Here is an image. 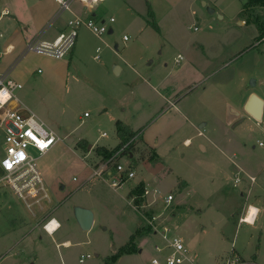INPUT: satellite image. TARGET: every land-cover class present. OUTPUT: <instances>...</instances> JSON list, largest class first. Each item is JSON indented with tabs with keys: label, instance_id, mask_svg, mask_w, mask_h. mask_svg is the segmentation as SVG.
Here are the masks:
<instances>
[{
	"label": "rangeland",
	"instance_id": "374dc122",
	"mask_svg": "<svg viewBox=\"0 0 264 264\" xmlns=\"http://www.w3.org/2000/svg\"><path fill=\"white\" fill-rule=\"evenodd\" d=\"M200 4L201 10H209L203 2ZM1 5L2 1L0 7ZM206 15L217 16L215 13ZM204 23L198 18L189 19L181 29H169L168 32L171 36L187 32L186 36L192 38L209 32L228 36L225 34L224 20L213 21L212 28ZM196 26L198 30H195ZM254 28V25L245 28L235 26L229 31V38L237 41L224 56L228 63L224 65V59L220 58L214 60L211 67L213 81L220 80L225 84L222 93L229 95L231 103L237 106H241L248 88L253 87L264 99V43L260 44L264 39L255 38ZM125 34L128 36L127 40L124 39ZM83 38L85 52L79 59L74 58L70 64L67 83L62 81L60 84L63 85L57 87L54 82L46 84L40 80L29 79L24 82V88L17 91V95H24L29 99L30 102L25 103L31 113L36 114L46 126L64 137L63 147L54 155L60 163L57 173L61 182L55 183V186H47L48 198L39 202L31 200L28 201L29 204L18 200L7 186H0V264H63V256L56 247V241L61 236H68L74 242L72 247L61 248L68 264H109L111 257L123 250L131 235L138 229L142 227L143 232L149 231V228L144 230L145 223L140 224L141 221H146V217L129 196V190L138 177L116 188L112 185L113 178L107 173L111 171L112 175H116L115 165L112 162L105 164L106 160H102L98 165L94 158L87 156L84 149L76 145V142L81 138H89L95 145L116 146L119 137L115 121L118 119L130 121L138 130L144 129L148 122L164 108H168L171 100L176 98L174 96L168 100L159 96L160 93H165L168 87L167 84L158 85L153 81L150 83L148 79L152 71L160 67L161 76L171 72L167 77L168 79L171 76L168 80L170 81L182 64L177 63L180 59L175 56V48L153 27L145 28L139 36L132 29L117 28L113 34L106 32L97 35L89 28L82 27L80 40ZM69 54L63 59L70 60ZM233 54V58L229 60ZM52 63L54 61H51ZM166 63L168 66L165 68ZM115 66H122L123 72L116 73ZM41 72L42 70L34 76H41ZM180 72L183 71H179V74ZM10 76L18 80L14 74L11 73ZM252 79L256 81L255 86L251 85ZM168 91L167 94L173 93L172 89ZM207 97L205 104L195 108H192V105L196 102L190 100V107L199 117L203 115L205 118L196 120L194 125L181 128L174 134L171 142H166L161 147L160 152L165 153L169 146L174 144L167 161L174 170L168 173L158 169L156 180L152 177L155 184L151 185L150 190H153L156 199L149 202L153 208L157 205L155 210L152 208V213L157 216L163 214L172 225L190 215L189 232L198 233L200 236V245L191 252L207 258L209 264H215V257L225 249L219 242L214 243L210 239L216 236L217 232L219 234L218 229L228 222L226 229L232 230V240H228L226 248L231 249V243L235 240L237 249L244 257L251 260L257 258V264H264V118L258 122L246 117L242 124L235 127L225 121L221 123L216 118L215 110L219 99L216 92L211 91ZM85 112L90 116H85ZM170 114H173V111ZM205 122H208L207 125L200 127ZM199 130L205 135L197 136ZM102 132L108 135L102 136ZM186 136L192 137L190 146L184 143ZM208 137L215 139L218 143L217 149L224 148L229 157L232 158L235 153L237 156L234 160L241 167H245L247 173L257 177L249 199L246 192L241 195V189L246 190L245 187L251 185L249 178L243 174L245 180L239 185L234 183L238 168L230 162L231 158L224 164L225 168L228 166L227 172L220 174L223 168L218 169V164L216 167L213 165L211 155L214 153L211 151L214 146ZM200 142L207 143L211 151H202ZM134 149L140 152L139 158L145 154L151 156V152L145 147ZM2 151L0 147V155ZM33 153L38 154L35 150ZM70 158L76 160L75 163L71 164ZM120 161L134 164L130 152L123 154ZM136 162L135 160L133 166L138 169ZM103 164V175L91 176L94 169ZM204 167L208 169L204 170ZM145 169L147 170V167L143 165L139 168V173L146 171ZM180 175L189 177L191 190L180 192ZM179 185L184 186V182L180 181ZM222 185V189H219ZM155 190L159 191L160 196ZM169 193L177 197L176 200L174 197L170 205H166L163 198ZM50 194L53 199L70 196L68 202L57 212L63 216L64 221L62 228L55 235H49L42 226L36 228L32 221L22 227L15 226L25 222L23 216L38 212V209L45 206L44 202L49 201ZM135 195L132 197L136 198ZM146 198L147 195L139 196L138 199L141 200L137 204H142ZM78 203H86L87 208L93 211L95 223L90 230H84L73 215V210L75 212L76 209L74 207ZM248 203L257 205L262 211L255 225L240 223L239 226L241 208L246 207ZM212 222L217 223L215 227ZM203 227L206 229L203 230ZM159 238L158 234H145L136 240L137 244L144 248L142 253L134 257L138 264L150 263V255L155 252L154 240ZM81 253H90L92 256L84 263H79L78 257ZM127 256L119 264H129Z\"/></svg>",
	"mask_w": 264,
	"mask_h": 264
},
{
	"label": "crops",
	"instance_id": "0c3cea01",
	"mask_svg": "<svg viewBox=\"0 0 264 264\" xmlns=\"http://www.w3.org/2000/svg\"><path fill=\"white\" fill-rule=\"evenodd\" d=\"M2 1V5L0 7V71H4L8 69L10 66H12L11 73L14 74V76L23 83L24 88V82L31 79V81L40 80L41 82H44L46 84H52L53 82L56 83L57 87L61 86L63 84H60L62 81L67 83V79L69 77L70 73V64L75 59H79L82 57V55L85 52V43L84 38L80 40V31L79 36L77 38L76 45L71 50L69 56L70 60L66 61L63 58L57 59L51 56L39 54L36 52L29 51L27 52L26 44L34 40L36 38H41L45 40H53L61 31L66 30L67 28V22L70 18L73 16H81L83 18H95L97 20L105 21L106 24L109 26V34H113L117 28L121 29H132V31L135 34L141 35L142 31L147 27H152L148 20L150 19L148 11L149 6L147 0H100L98 2H94L91 4H86L82 2L81 0H72L70 8L66 10H61L60 4L57 0H0ZM151 8L155 15V20L158 23L160 27V32H158L164 39L167 40L169 45L171 47L175 48V56H178L177 63L182 64L181 68L178 69V72L174 75V77L171 78L170 81L169 77H167L171 74V72L166 73L164 76H161V69L158 67L157 69L153 70L151 73V70L149 71V81L150 83L156 82L158 85L167 84L168 89L165 91V93H160L161 98H166L168 100H171L170 98L176 97L174 100H171L169 103L168 108H164L152 121L148 122L145 125V128L140 131L139 136L137 139H134V144L131 146L130 149V155L134 158V164L135 160L137 161L136 164L139 165L138 169H135L137 172V182L134 185H137L139 183L144 184V189H149V194H147L146 200L142 203L145 204V208H139L137 202H139L141 199H134L132 197L133 195H130L131 190L133 189V186L129 190V196L131 200L134 202V204L137 206V208L143 213V215L146 217V221H141L140 224L143 225L145 223L146 227L145 229L149 228V231L143 232L142 227L141 229H138L133 235H135L133 240V245L131 249H129L127 246H129V241L123 248V250H120L118 253L114 254L113 256H117V259L113 262H110L109 264H119L121 261L124 260V257H128L129 264H138L137 261H135V255L138 253H142L144 251V248L137 244V239L142 235H151V234H158L160 236L159 239L154 240V246L155 252L151 253L150 255V263H152V259L154 257H159L161 260L164 259V253L157 250L156 246H164L166 245L167 241L163 236V230L164 227L169 228L168 236L172 235H178L180 236L185 243V246L187 248V256L188 259L185 261L186 264H192L191 261L195 264H209V261L205 257L197 256L196 252L194 251L198 248L200 245L199 239L200 236L198 233L193 234L189 232L188 229V223L190 221V215L186 219L182 220L181 222L178 221L175 223V225H172L169 220L164 217L163 214L155 215L157 216L156 221L154 222L155 226L150 225L147 217H151L152 208L153 205L150 200L156 199L154 196V193L150 190L151 185L155 184L152 180V177H154V180H156V172L159 169L167 171L168 173L172 172L174 170L173 167H171L167 161H169V157L171 154V151L173 149V145H170L169 148L166 150L165 153L160 152L161 147L166 142H171L173 136L175 133H177L181 128H186L188 125H194V122L196 120H202L205 117L202 115L199 117V114L196 113L192 108L200 107V104H205L207 96L210 94L211 91H215L218 96V103L216 106V118L217 121L227 122L226 119V113H227V106L228 104L233 105L231 103V97L227 94L222 93V88L225 85L224 83H221L220 80L213 81V75L211 72L212 63L214 60L218 59H224L223 64H227L228 60L224 57L227 50L231 48L234 44H236L237 39L229 38L230 34L229 31L233 30L235 26L245 28L249 25H254V29H256V35L255 38H259V28L257 24L252 22L250 20L249 14L251 12L249 11L250 8L246 10V13L244 16H239V13L241 10H243V7L245 3L248 0H149ZM200 2H203V5L207 6L209 8H214V12H211L210 10H206V12L209 14H217V16H207L206 12L201 10L199 7ZM201 5V4H200ZM259 14L264 16V7H258L257 8ZM114 18V21H111V18ZM201 19L207 24L210 28H212L213 21L220 19L224 20V30L225 34H227V37L220 36L218 33L209 32L207 34L199 35L196 38H192L189 36H186L187 32L184 33H178L177 36H171V34L168 32L169 29H181L185 22L189 19ZM195 30H198V27H195ZM228 32V33H227ZM126 35V34H125ZM124 35V36H125ZM127 36V35H126ZM125 39V38H124ZM264 39V38H263ZM127 40V39H125ZM264 43V40L260 42V44ZM118 46V45H117ZM232 52L233 49H232ZM234 54L230 56L231 60L233 58ZM31 61V62H30ZM51 61H54V63L51 64ZM184 64V65H183ZM43 66V67H42ZM167 63L165 64V68L167 67ZM116 67V66H115ZM39 68V69H38ZM186 68V69H184ZM118 69V72H123V67L118 66L116 67ZM37 70L41 72V76L36 75ZM179 71H183L180 72ZM187 74L188 76H186ZM185 79H189L186 81ZM52 82V83H51ZM36 83V82H35ZM169 89H172L173 93L167 94V91ZM254 91L253 87L248 88V93L243 97L241 106L233 105L237 109L241 111V117H243L242 122L237 124L236 126H239L243 123V121L246 119V117L249 116L245 110L244 105L248 99V96L250 93ZM170 92V91H168ZM174 94V95H173ZM23 95V94H22ZM20 101L24 105V107L27 108L26 103L30 102L29 99L23 95V97L19 94L18 95ZM193 99L196 104L192 105L193 107H190V100ZM241 100V99H240ZM26 102V103H25ZM34 103V102H33ZM192 104V102H191ZM28 109V108H27ZM173 114H170L172 111ZM30 111V110H29ZM264 114V113H263ZM246 115V116H245ZM90 116V115H88ZM252 118V117H251ZM264 118V115H263ZM254 119V118H253ZM121 120V119H120ZM117 121V120H116ZM115 121V122H116ZM124 121V120H122ZM126 124H128L133 130L136 129L130 121H124ZM208 122H205L204 124L200 125V127H204L207 125ZM175 125L176 128H175ZM232 125V124H231ZM232 127H235L232 125ZM104 132H102V136ZM202 130H199L197 133V136H204ZM62 141L57 143L55 146H53L47 153L44 155L39 156L38 162L39 166L42 170V173L44 175L45 181L47 186H50L54 184H59L61 182L60 177L58 176V168H59V160L54 157V155L57 154L59 149L63 147V140L64 137H62ZM86 139L89 142V145L91 144L92 147L90 148L88 146V150L84 153L87 154V156H91L94 158V161L96 160V163L99 165L104 160L101 155H99L95 148L97 146H105L108 149H113L115 146H107V145H95V143H91L89 138H81ZM79 139V140H81ZM209 141L213 144L214 149L212 147V151L207 143H201L200 147L202 148V151L208 152L211 151L212 154V160L214 167L218 166V169H222L219 173L225 174L227 172L228 166L225 168L224 164L227 162V159L230 160L231 157L227 154L224 148L217 149L218 143L215 141V139L208 137ZM120 138L119 142L120 143ZM77 143V142H76ZM185 145L190 146L192 144V137L186 136L184 139ZM116 144V146L118 145ZM77 145V144H76ZM211 145V144H210ZM139 147H145L149 152H151V156L149 157L147 154L144 155V157L139 158V151L134 148ZM171 147V148H170ZM95 152V153H94ZM52 156L49 158V156ZM185 155V154H184ZM237 155L235 153L232 156V160L230 162L234 163L236 167L238 168L237 174H239L240 178H242L241 181L237 182L234 180V183L236 185H239L245 180L243 178V174L249 178L250 186L245 187L246 190L241 189V195L243 196L246 192L247 198H250V195L252 194V187L253 184L256 182L257 177L254 175H251L247 173L246 168L241 167L237 161L234 160ZM70 163H75L76 160H72L70 158ZM102 161V162H101ZM95 163V164H96ZM132 166L134 164L130 163ZM222 164V165H221ZM146 166V171H141L139 173V168H142V166ZM101 166V165H100ZM222 166V167H221ZM224 166V167H223ZM91 167V166H90ZM134 167V166H133ZM167 169V170H166ZM208 167H204V170H207ZM199 172V169H198ZM247 174H245V173ZM197 174V172H196ZM195 174V175H196ZM211 179L212 174L209 172ZM236 174V175H237ZM90 175V174H89ZM75 178V177H74ZM90 179V176H88ZM178 186L181 189L180 192H182L185 189H192L191 181L189 177L184 176H178ZM236 178V177H235ZM180 181L184 182V186H180ZM223 185L219 188L222 189ZM63 189V187H62ZM159 194V191L155 190V193ZM156 193V194H157ZM225 195V193L223 194ZM69 195L55 198L53 199L52 194H50L49 201H45L41 209H38V212H34L33 214L30 213L27 216H23L25 219V222H20V226L22 227L25 224H28L29 221H32L36 228L41 227L44 229L43 223H45L47 220L51 218H55L57 222L60 223V227L51 233H48L45 229V231L49 235H55L57 231H59L63 226V216L60 215L58 210L61 208V206L65 205L68 202ZM177 197V195H176ZM175 197V200H176ZM210 198L213 196H209ZM158 198V196H157ZM17 200V199H16ZM48 203V204H46ZM249 205H254L252 203H248L247 206H242L238 224L240 223H247L249 225H255L256 221L258 219L259 214L261 213L262 209L258 207L257 205H254L258 209V214L255 217V220L252 223L244 222L241 220L244 213L247 211V207ZM78 206H83L87 208L86 203H78L75 205L74 208ZM157 206V205H156ZM154 206V210L155 207ZM209 206L212 207V204L209 203ZM89 208V207H88ZM213 208V207H212ZM214 209V208H213ZM192 211V210H191ZM198 211H202V209H198ZM234 214V213H233ZM73 215L75 216V212L73 210ZM232 215V214H231ZM43 222V223H42ZM16 223V222H15ZM95 223V217L93 219V224L91 228L93 227ZM17 224V223H16ZM213 227L216 226V222L211 223ZM228 227V222L224 223L220 229V232L216 234V236L212 237L210 240L214 243H218L223 246L225 249L223 253L217 255L215 257L214 263L215 264H223L227 258L229 257H237L239 259L236 264H257V258L256 259H247L243 256V254L237 249V246L235 245V240L232 241L231 245L233 246L231 249L226 248L227 244H229V241H231L230 234L232 230L226 229ZM90 228V229H91ZM88 229V230H90ZM206 228L203 227V230ZM132 236V235H131ZM131 240V237H130ZM229 240V241H228ZM19 241L16 242L18 244ZM81 242H79L80 244ZM74 245V242L71 240L68 236H61L58 241H56V247L60 249V253L63 256L62 263L68 264L67 258H64V255L61 252L62 247H72ZM135 245V246H134ZM117 248V247H116ZM215 248V246H214ZM191 252V253H190ZM84 253H81L78 257L79 263L80 257ZM90 254V253H87ZM212 255L213 252H211ZM99 256V254H97ZM92 256V255H91ZM112 256V257H113ZM111 257V258H112ZM90 258V257H89ZM184 263V264H185Z\"/></svg>",
	"mask_w": 264,
	"mask_h": 264
},
{
	"label": "built area",
	"instance_id": "2783aa9c",
	"mask_svg": "<svg viewBox=\"0 0 264 264\" xmlns=\"http://www.w3.org/2000/svg\"><path fill=\"white\" fill-rule=\"evenodd\" d=\"M61 10L70 8L72 0H57ZM86 4L98 2L100 0H81ZM114 21L112 17L110 19ZM82 27H87L97 35H103L109 31V26L105 21L95 18H83L73 16L67 22V28L61 31L53 40L36 38L26 44V51L51 56L57 59L64 58L76 45L79 31ZM128 39V36H124ZM12 66L4 71H0V147L3 150L0 157V186H7L18 200L25 203L33 200L39 202L48 198L47 185L39 166L38 158L47 153L53 146L62 141V136L55 130L49 128L41 121L36 114L31 113L20 101L17 91L23 88V83L11 77ZM89 113L85 112V116ZM106 135V132L103 133ZM2 143V144H1ZM260 144H263L260 142ZM35 150L38 154L33 153ZM128 145H124L105 164L112 162L116 168V175L111 171L107 173L112 180V185L116 188L122 187L128 181L137 176L135 168L131 164L120 161L123 154H129ZM105 164L94 169L91 176L103 175ZM235 180L241 181L239 174ZM149 189H144V194H149ZM174 194L169 193L164 196L163 201L170 205L174 200ZM29 204V203H28ZM139 208H145V204H139ZM251 205L248 206L246 214L241 218L244 222H250L247 215ZM257 213L255 214L256 217ZM157 216L154 214L147 217L150 225L155 226ZM56 222V223H55ZM60 227V223L51 218L44 223V229L48 233L55 232ZM169 228L164 227L163 236L167 243L164 246L157 245V250L164 253V259L159 257L152 259L153 264H184L188 259L187 248L184 240L178 235L168 236ZM91 254H82L80 262H84ZM237 257H229L223 264H236ZM192 264L193 261H191Z\"/></svg>",
	"mask_w": 264,
	"mask_h": 264
},
{
	"label": "trees",
	"instance_id": "16d2710c",
	"mask_svg": "<svg viewBox=\"0 0 264 264\" xmlns=\"http://www.w3.org/2000/svg\"><path fill=\"white\" fill-rule=\"evenodd\" d=\"M148 6H149V17L150 19L148 20L149 24L155 28L158 32H160V27L158 23L155 20V15L154 12L151 8L150 1L147 0ZM258 7H264V0H248L244 7L243 10L239 13V16H244L246 13V10L250 8L251 14H249L250 20L257 24L259 28V39L264 38V16L259 14L257 8ZM141 130H133L128 124H126L124 121L118 119L116 121V132L118 137L120 138V143L115 146L113 149H108L105 146H97L95 148V151L102 156L104 160H108L112 158L124 145H128V149L131 148V146L134 144V139H136ZM1 142V139H0ZM77 145L84 150H88L89 142L86 139H81L77 142ZM144 192V184L139 183L135 188H133L130 192V195L133 194H138L141 195ZM135 235L131 236V242L129 243V246H127L129 249H131L133 245V240H134ZM117 259V256H113L111 258V262L115 261Z\"/></svg>",
	"mask_w": 264,
	"mask_h": 264
},
{
	"label": "water",
	"instance_id": "95a60500",
	"mask_svg": "<svg viewBox=\"0 0 264 264\" xmlns=\"http://www.w3.org/2000/svg\"><path fill=\"white\" fill-rule=\"evenodd\" d=\"M211 12H214V8H209ZM116 73H118V69H116ZM256 81L252 79L251 85L255 86ZM245 112L257 120L261 122L263 120V113H264V99L255 91H252L244 105ZM226 119L229 124L236 126L240 122H242L243 117H241V111L234 107L231 104L227 106V113ZM89 147L91 148L92 145L90 144ZM76 218L80 224V226L84 230H88L91 228L93 224L94 214L90 208L78 206L75 209Z\"/></svg>",
	"mask_w": 264,
	"mask_h": 264
},
{
	"label": "bare ground",
	"instance_id": "6f19581e",
	"mask_svg": "<svg viewBox=\"0 0 264 264\" xmlns=\"http://www.w3.org/2000/svg\"><path fill=\"white\" fill-rule=\"evenodd\" d=\"M253 210H255L253 212ZM258 209L256 206L254 205H251L250 207V212L248 213L247 215V219L252 223L254 220H255V214L257 213ZM56 223V222H55Z\"/></svg>",
	"mask_w": 264,
	"mask_h": 264
},
{
	"label": "snow or ice",
	"instance_id": "6c2138e0",
	"mask_svg": "<svg viewBox=\"0 0 264 264\" xmlns=\"http://www.w3.org/2000/svg\"><path fill=\"white\" fill-rule=\"evenodd\" d=\"M255 210H253V212H254Z\"/></svg>",
	"mask_w": 264,
	"mask_h": 264
}]
</instances>
